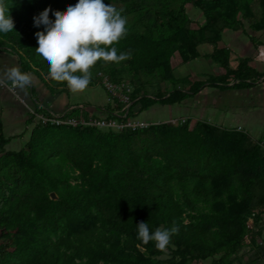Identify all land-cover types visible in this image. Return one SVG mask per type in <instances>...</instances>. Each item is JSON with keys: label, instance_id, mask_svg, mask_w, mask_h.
Segmentation results:
<instances>
[{"label": "trees", "instance_id": "1", "mask_svg": "<svg viewBox=\"0 0 264 264\" xmlns=\"http://www.w3.org/2000/svg\"><path fill=\"white\" fill-rule=\"evenodd\" d=\"M76 2L0 0L15 27L0 32V48L17 53L22 71L33 70L51 90L68 84L52 78L37 54L36 32L44 25L34 18L50 6L54 20V11ZM105 2L127 17L126 33L112 46L131 54L99 59L89 85L101 82L100 73L129 82L138 112L181 103L207 85L250 87L263 76L248 58L233 67L230 49L219 44L225 30L243 28V19L264 30V0ZM188 4L205 17L196 29ZM202 44L213 46L211 58L225 73L210 81L177 78L173 57L196 58ZM190 123L119 131L38 122L19 150L6 148L0 127V264H196L217 255L215 264H233L227 258L241 249L249 218L259 221L264 209V148L247 132ZM140 221L150 230L178 227L166 247L169 259H156L164 250L138 237ZM263 256L258 251L247 264Z\"/></svg>", "mask_w": 264, "mask_h": 264}, {"label": "crops", "instance_id": "2", "mask_svg": "<svg viewBox=\"0 0 264 264\" xmlns=\"http://www.w3.org/2000/svg\"><path fill=\"white\" fill-rule=\"evenodd\" d=\"M223 36L230 38L226 48L231 50L232 62L236 59L234 58L235 54L238 53L241 58H248L250 65L257 71L260 73L264 71L262 56L264 48L260 49L257 55V51L248 40L249 38L241 35L239 30L224 31ZM208 46L210 44L200 45V55L189 61H184L180 55L174 56L172 59L174 75L177 78L194 76L196 79H201L198 77L200 74L211 73L210 67H215L214 71L217 67L222 69V66L211 58V50H207ZM11 66H17L22 70L19 56L9 48H0V78L5 79V84L0 83V127L1 133L9 139L6 145L8 150H19L26 145L33 129L39 122L38 113L42 105L56 112H62L72 106L84 105L87 110L96 112L99 107L107 103L105 97L107 90L100 83L88 85L84 90L77 92H73L69 86L51 90L33 70L25 71L33 77L32 83L26 89L9 87L12 82L6 79L5 72ZM217 73L220 75L219 71ZM233 83L230 82L229 85ZM212 88L214 89L207 90L204 87L197 94L202 96L195 95L182 103L161 104L172 107L170 111L168 110V115H163L162 118L170 120L173 116L182 115H196L201 119L209 117L217 125L242 130L264 143V84L256 83L250 87L230 86L225 90L216 86ZM219 92L223 93V96H220L221 99L218 98L220 102L217 101V98H210L209 101H206L207 94L217 95ZM157 104L160 103L152 106ZM153 110L156 114L161 113L159 110L164 112V108L161 107ZM157 121L158 119L155 122Z\"/></svg>", "mask_w": 264, "mask_h": 264}, {"label": "clouds", "instance_id": "3", "mask_svg": "<svg viewBox=\"0 0 264 264\" xmlns=\"http://www.w3.org/2000/svg\"><path fill=\"white\" fill-rule=\"evenodd\" d=\"M51 7L44 8L34 18L36 25H44L36 32L37 54L48 65L52 78L66 81L73 92L84 90L90 83V68L99 59L119 62L130 52H118L114 42L126 33L127 17L105 0H77L69 4L65 12L54 11L50 18ZM15 29L14 20L8 12L0 8V32ZM111 46V47H109ZM5 77L12 83L9 87L26 89L33 81L31 74L17 66L6 69ZM5 79L0 78V83ZM138 237L145 243L154 240L158 249L164 250L170 244L177 226L150 230L146 221H140Z\"/></svg>", "mask_w": 264, "mask_h": 264}, {"label": "rangeland", "instance_id": "4", "mask_svg": "<svg viewBox=\"0 0 264 264\" xmlns=\"http://www.w3.org/2000/svg\"><path fill=\"white\" fill-rule=\"evenodd\" d=\"M187 11L189 13V16L192 19V27L193 28L196 29V28L199 27L200 24H204L205 23V17L203 15V12L200 9H198L197 7H195L193 4H189L187 6ZM243 22H244L243 28L238 29L239 33L241 35H245L246 37L249 38L248 40L251 42L252 46H254L255 50L257 51L256 54L258 55L260 49L262 50L264 48V30H257L255 28H253L248 20H244L243 19ZM225 31H230V30L227 29ZM221 40H223V41L222 42L220 41L219 46L222 47V48L223 47L226 48V45H228L229 44L228 42L230 41L229 36L225 37L222 34V39ZM209 49L211 50L210 54H212V52L214 50L213 46L212 45L208 46L207 50H209ZM178 56H179V54L175 55V57H178ZM234 58H236V59L234 60V62L231 61V63H232V66L236 68L238 66L239 60H241L243 57L241 58V56L238 53H236ZM174 63H176V60H174ZM214 69H215V67H210V70H209L211 72L210 74H200L198 77H200L201 79H196L194 76H191V78H188V79H190V82L197 81V80L210 81V76H215V75L219 74V73H217V71H219L220 74H224L225 73V69L223 67H222V69H219L217 67L215 71H214ZM260 74L263 75V76L261 78H259L257 84H259V85L261 84L262 85V84H264V71L261 72ZM166 86L169 89L173 88L172 82H167ZM204 87H206L207 90H213L214 89V88H212L213 86H210V85H207V86H204ZM98 88L100 89L101 87H98ZM212 94H214V93L207 94L208 96H206L207 97L206 101H209L210 98H217V101L220 102V99H221L220 96H223V93L219 92V93H217V95H212ZM197 96L200 97L202 95H197ZM105 97L106 98L108 97L107 93H106ZM218 98H220V99H218ZM160 107L164 108V112L159 110V113L160 112L161 113L160 114H156L153 109L154 108H160ZM171 108L172 107H167L165 105H161V103H160V104H157L155 106H152V107H149L147 109H144V110L140 111L138 116H139V118L147 121L148 122V126L150 124H152V122L154 120L156 121L157 119H158V121L157 122L154 121L153 123L170 122V123H173V124H176V123L184 124V123H187V121L190 120L191 121V123H190L191 127H194L195 123L197 121H199V120H205V121L213 123L210 120L209 117H207L206 119H204V118L201 119V117L196 116V115H193V116H190V115L173 116L172 119H170V120H169V118L168 119H163L162 118L163 115L164 114L168 115V112L170 111ZM149 112H151V113H149ZM175 112H176V109L174 110V113ZM174 113H172V114H174ZM213 124H215V123H213ZM219 126H223V125H219ZM257 141L264 148V143L262 141H260V140H257ZM261 210H262V211H260L261 217H260L259 221H256V216H252V217L249 218V220H248L249 231L245 235V237H244V239H243V241L241 243V249L239 251H237V252L232 253V255L227 258L229 260H233V262H234L233 264H247V262L249 260L257 257V252L258 251L264 250V209H261ZM1 237H2V235H1V231H0V241L2 239ZM140 248H141L142 251L145 250L144 247H142V246ZM220 257H221V255H217L216 257H210V258H207L205 260H201V261L197 262L196 264H215V260L217 258H220ZM155 258L156 259H161V260L169 259L170 258V249L169 248L164 249V253H162L159 256H156ZM256 264H264V256L261 257V259H258Z\"/></svg>", "mask_w": 264, "mask_h": 264}, {"label": "built area", "instance_id": "5", "mask_svg": "<svg viewBox=\"0 0 264 264\" xmlns=\"http://www.w3.org/2000/svg\"><path fill=\"white\" fill-rule=\"evenodd\" d=\"M263 54V52H261ZM264 59V54L262 55ZM102 75L100 84L107 90V104L99 107L96 112H91L84 105L67 108L62 112L40 107L38 121L44 124L94 126L100 129L125 130L146 128L148 122L139 118L136 107L139 97L133 98V86L126 81L115 82L109 76ZM2 84H5L2 83Z\"/></svg>", "mask_w": 264, "mask_h": 264}, {"label": "water", "instance_id": "6", "mask_svg": "<svg viewBox=\"0 0 264 264\" xmlns=\"http://www.w3.org/2000/svg\"><path fill=\"white\" fill-rule=\"evenodd\" d=\"M51 198H52V199H57V198H58L55 192H52V193H51Z\"/></svg>", "mask_w": 264, "mask_h": 264}, {"label": "bare ground", "instance_id": "7", "mask_svg": "<svg viewBox=\"0 0 264 264\" xmlns=\"http://www.w3.org/2000/svg\"><path fill=\"white\" fill-rule=\"evenodd\" d=\"M166 112V111H165ZM165 115V114H164ZM170 115V114H169Z\"/></svg>", "mask_w": 264, "mask_h": 264}]
</instances>
